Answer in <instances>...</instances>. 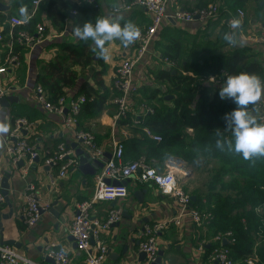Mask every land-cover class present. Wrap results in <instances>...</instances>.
Returning <instances> with one entry per match:
<instances>
[{
  "label": "crops",
  "instance_id": "0c3cea01",
  "mask_svg": "<svg viewBox=\"0 0 264 264\" xmlns=\"http://www.w3.org/2000/svg\"><path fill=\"white\" fill-rule=\"evenodd\" d=\"M2 2L8 7V10L1 12L2 16L6 17L3 20L1 30L9 24L8 19L10 16L22 18L20 8L25 7L28 15H31L29 20L33 19L36 20L37 24L43 23L45 25L46 37L43 41L36 42L31 47L25 46L26 49L22 60H19L18 55H15L18 61L13 63H9V55L4 54L5 49L11 47V41L9 39L7 42L0 41V68H6V72L1 74L0 77L4 80L6 86L9 87L8 92L3 96L7 99V102L5 104L0 103V120H3L9 127V131L4 133L2 140H0V167L3 171V176L6 173L10 174V204L7 201L0 204V244L15 248L19 254L33 262L51 264L52 259L47 255L46 247L48 243L55 241L58 247H65L70 250L72 255L71 264H85L86 253L77 249L75 239L70 234V227L75 216L76 204L91 197L96 175H86L78 167H75L70 169L65 177H61L60 167L47 166L45 164L46 156L56 151L59 144H65L72 148L71 145L77 141L73 130L64 127V117L46 110L39 103L36 95V87L38 86L37 75L43 67L48 63L59 62L62 55H68V52L64 49L67 42H79L74 40L71 35L72 19L76 14L74 13L76 10L71 11L70 18L62 20L58 13L53 15V17L47 16L44 11V5L50 0L43 2L39 7L33 6L31 0H2ZM63 2L73 6L79 4L81 0H63ZM91 2H96L94 7L97 12L95 15L98 14L97 16L106 15L111 11L109 4L112 0H91ZM213 2L217 1L179 0V5L183 9L192 10ZM253 5H255L253 2H249L245 6V11H249L245 22L246 34L251 32V30L264 31V22L260 25V21H257V17L264 15V9L253 13ZM173 9L174 6H171L169 11L172 12ZM53 11H57L56 5L53 6ZM122 13L125 16V20H130L139 29L145 28L150 22L149 15L141 8L128 12L122 11ZM207 25L208 23L205 25L200 21L190 24L171 21L161 27V32L166 34L167 32L176 33L182 31L185 34L180 37L179 35H171L172 39H178L177 37H179L185 41L183 37H188L192 40L197 35V32L204 30ZM213 28L215 29L213 30ZM219 30L220 25L211 26L209 29L211 32H219ZM162 34H159L146 56L135 69V78L137 81H141V88L145 85L153 88L158 84L155 72L159 69L176 68L184 75H189L188 73L194 75L186 67L187 64L184 59L179 58L177 61L169 59L170 62H165V58H170L163 56L167 40L170 39ZM3 36L4 39L7 36L12 39L11 32L6 34V36L3 34ZM245 44L248 43L245 42ZM108 47L110 58L107 61L93 52L91 54V62L88 65H76L74 69L78 71L77 85L65 89V95L76 97L73 94L79 90L83 82H88L96 90L100 89L102 92L106 90L109 93V100L103 110L95 116L84 120V128L95 135L98 145L104 151V155L98 159L103 162L109 159L108 156H111L113 151V118L117 111V108L111 104L114 94L113 76L116 67L121 61L123 45L117 40L113 41ZM89 49H91V45ZM258 49L264 51V48ZM185 72L187 73L185 74ZM150 73L154 74L155 79L152 81L148 79L142 82V79L147 76L146 74ZM205 77L207 76L202 78L204 79ZM167 86H169V83L163 85V88ZM143 100L147 101V104L154 109L152 113L154 114L156 104L150 103L145 97ZM260 103L264 104V99ZM20 117L26 118L32 123L30 129L23 131V137L29 142L37 144L40 150V157L32 165L27 160H21L15 165L7 153V145L11 141L10 132L14 120ZM141 125L138 126L140 127ZM132 135L130 127L121 121L118 124L115 137L123 140L125 144ZM79 147L84 149L82 144ZM92 159L94 160V158ZM169 159H178L176 166L181 169L176 170V173L178 177L180 173H183L182 175L185 177H182V185L183 187H188V192L192 194L193 189H190L187 183L195 177L197 172L178 157H170ZM169 159L165 161L163 170L166 169V162ZM199 175L202 178L203 175L201 173ZM200 177L198 176L196 181L200 180ZM30 184L36 187L40 203L49 206V209L43 212L41 220L34 227H28L22 218V207L25 203L23 195ZM126 186L129 191L126 198L118 199L116 202H100L92 210L93 217L104 220L111 208L119 206L123 209L121 221L102 234L103 242L109 250L105 264L141 263L139 260L141 252L139 243L142 240L141 236L144 226L158 219L169 218L175 214V199L171 195L163 194L152 182L140 183L136 177H133L129 179ZM138 191H140V194L136 196L135 193ZM12 210L13 213L9 215ZM4 216L8 217L4 218ZM203 235L204 233L192 224L182 227L172 226L163 232L160 236L163 264H195L198 256V244L203 240L207 241L201 238ZM204 257L205 254L200 264H210L209 258L205 260ZM20 264L27 263L21 262Z\"/></svg>",
  "mask_w": 264,
  "mask_h": 264
},
{
  "label": "trees",
  "instance_id": "16d2710c",
  "mask_svg": "<svg viewBox=\"0 0 264 264\" xmlns=\"http://www.w3.org/2000/svg\"><path fill=\"white\" fill-rule=\"evenodd\" d=\"M216 1L221 10L220 16L210 21L204 30L198 31L192 40L188 37H183L185 41L179 38L185 34L179 30L176 33L162 34L160 29L158 32L157 37L161 33L170 39L167 40L163 56L174 61L184 59L186 67L195 76L184 75L176 68L159 69L155 72L158 84L153 88L145 85L140 89L143 98L155 103L156 109L154 114L144 117L140 127H133L131 115L122 120L133 133L125 142L124 160L136 161L144 156L151 165L163 170L167 159L178 157L193 167L194 171H199L202 175L208 172L203 175L206 182L195 187L191 194L195 196L193 206L213 214L211 224L205 229H198L205 235L201 238L209 242L206 245L205 260L219 247L218 243L212 241L213 237L218 233L232 231L235 243L225 246L231 247L232 258L237 264H245L246 258L254 251L261 264H264V158L257 160L255 166H249V162L244 161L242 156L215 148L213 133L217 128L223 131L224 117L236 105L231 100L220 99L218 93L222 85H213L202 78L225 70L229 75L253 73L264 80V51L250 44L229 47L222 39L227 32L225 21L230 14H236L238 9H245L249 2H253L257 6L255 11L259 12L264 9V0ZM94 4L96 2L81 0L79 4L71 6L63 0H50L44 5V11L49 17L58 13L60 19L65 20L70 18L71 11L76 10L72 19L75 26L86 21L95 22L98 14L95 15L97 12ZM54 5L56 12L53 11ZM206 5L208 4L200 7ZM0 16L3 22L6 17L1 12ZM36 24V20L32 19L23 26H4L2 33L5 36L12 33V39L7 36L3 40L11 41V47L5 49L4 54L18 55L19 60H22L26 48L18 43V33L21 30L34 33ZM218 25L219 32L209 31L211 26ZM171 35L179 37L172 39ZM90 43L91 41L67 42L64 49L68 55H62L59 62L46 64L37 75V84L43 87L52 102L55 103L60 96L65 95L66 88L77 85L78 71L74 67L86 66L91 62L93 51L89 49ZM166 83L169 86L163 88ZM81 94L87 97V102L83 104L78 116V128L85 129L84 120L103 110L109 100V93L106 90H96L88 82H83L73 96ZM169 95L172 99L166 100ZM143 127L161 135L163 140L155 142L148 138ZM210 163H216V166L207 169ZM184 189L188 191V187L184 186Z\"/></svg>",
  "mask_w": 264,
  "mask_h": 264
},
{
  "label": "built area",
  "instance_id": "2783aa9c",
  "mask_svg": "<svg viewBox=\"0 0 264 264\" xmlns=\"http://www.w3.org/2000/svg\"><path fill=\"white\" fill-rule=\"evenodd\" d=\"M49 0H31V4L39 7L43 2ZM120 10L133 11L136 8L143 9L150 17L149 24L140 29V38L132 45L124 47L121 50V61L115 69L113 76L114 94L111 104L116 108V114L113 118L112 145L113 151L109 159L104 162V166L98 171L95 178L93 193L90 198L80 201L76 204V212L73 218L70 234L74 237L77 249L86 253L85 264H105L108 257V248L103 242L102 234L119 223L122 219V207L115 206L108 212L104 220L92 216L94 206L104 201H114L124 199L129 191L124 182L127 179L136 177L140 183L152 182L163 194L171 195L176 202L175 214L169 218H162L151 224H146L142 230V240L139 243L140 251L145 252L146 258L139 264H152L156 261L160 251V236L163 232L174 227H182L192 224L197 229H205L213 220V214L209 211H203L193 206L191 193L186 191L180 184V179L176 173L178 170L176 164L178 159H169L166 162V169L159 170L151 165L147 159L142 156L136 161H125V144L123 140L115 137L118 124L122 120L131 118L132 125L143 124V119L147 114H152L147 101L143 100L141 94V81L135 78V69L146 56L155 41L158 32L165 23L171 21L190 24L200 21L207 24L210 21L218 19L220 16V7L218 3H209L203 7H197L192 10H186L180 7L179 0H119ZM174 6L172 12L170 7ZM74 13H76L74 11ZM31 18V15H29ZM246 15L243 10L238 9L236 14H230L225 21L227 32L231 31L229 22L233 19L242 21L240 29L237 30L238 37L245 42L264 48V31H252L246 34L245 29ZM8 22L12 26H23V18L11 16ZM1 16H0V41H3ZM46 27L43 23L36 25L34 33L21 30L18 33V43L22 46L31 47L36 42L45 39ZM12 34V33H11ZM170 62L169 58L164 59ZM18 61L15 55H9L8 62ZM172 63V62H171ZM6 72V68H0V75ZM187 72H185L186 74ZM195 76L192 73H188ZM142 79L154 80V74H146ZM229 73L225 70L215 75L205 77V81L216 86H221L226 81ZM211 78V79H210ZM4 80L0 77V99L8 92ZM36 95L39 103L49 112L60 114L64 117V127L73 130L76 141L82 140L84 150L88 151L92 158L100 159L104 155L103 149L98 145L95 135L86 129L78 128V116L81 113L82 106L87 102V97L83 94L72 97V95H62L54 103L50 101V96L38 85ZM262 109L264 104L260 103ZM32 123L26 118L20 117L14 120L10 132V143L7 145V153L12 163L17 165L21 160H27L30 165L40 157V150L37 144L29 142L23 137V131L30 129ZM146 136L156 142H161L162 136L153 133L148 127L143 130ZM75 149L65 144H59L57 150L49 153L45 158L47 166L60 167V176L65 177L68 171L78 167L79 161ZM3 171L0 167V204L5 201L2 187ZM107 180L119 182V185L108 184ZM24 205L22 207V218L28 227L36 226L42 218V210L46 211L49 206L42 205L38 199L37 190L34 185H28L24 191ZM219 244L209 257L210 264H237L232 258V249L225 244H234L235 237L232 231L218 233L212 239ZM208 241H201L197 247V257L195 264H200L203 255L206 253L205 247ZM209 244V243H208ZM47 255L52 259L51 264H71L72 255L70 250L65 247H58L57 242L48 243ZM40 264L28 260L18 253V251L8 245L0 244V264ZM245 264H261L256 251L251 253L245 260Z\"/></svg>",
  "mask_w": 264,
  "mask_h": 264
},
{
  "label": "clouds",
  "instance_id": "9594fccd",
  "mask_svg": "<svg viewBox=\"0 0 264 264\" xmlns=\"http://www.w3.org/2000/svg\"><path fill=\"white\" fill-rule=\"evenodd\" d=\"M86 2L91 3V0ZM109 7L111 11L97 16L95 22L86 21L71 29L74 40L91 41V50L105 61L110 58L108 45L113 41L118 40L124 47H128L141 36L140 29L130 20H125L118 0H112ZM20 15L23 22L29 21L25 7L20 8ZM241 24L239 19L229 22L231 31L225 32L222 37L229 47L243 46L244 41L237 34ZM218 94L221 100H231L236 108L225 115L223 131L219 128L214 131L215 148L242 156L244 161L249 162V166H255L257 160L264 158V109L260 106V101L264 99V80L248 72L229 75ZM8 131V125L0 120V140Z\"/></svg>",
  "mask_w": 264,
  "mask_h": 264
},
{
  "label": "water",
  "instance_id": "95a60500",
  "mask_svg": "<svg viewBox=\"0 0 264 264\" xmlns=\"http://www.w3.org/2000/svg\"><path fill=\"white\" fill-rule=\"evenodd\" d=\"M7 10H8V7L2 2V0H0V12H5ZM171 98H172L171 95L166 97V99H171ZM5 102H7V99L2 97L0 99V103L5 104ZM80 144H82V140H79L76 143H73L71 145V147L73 149H75L76 156L78 157V161H79L78 169L86 175H97L99 169H101L104 166V162L101 160H98V159L93 160L88 151H85L84 149L79 147ZM110 157L111 156H108V158H110ZM9 178H10V174L6 173V174H4L3 179H2L3 194L5 197V201H7L8 203L10 202V199H9V189H10ZM128 182H129V179H127L124 182V184L127 185ZM107 183L108 184L112 183L113 185H119L120 184L119 182H116V181L111 182L110 180H107ZM139 194H140V191L135 193L136 196ZM192 198L194 200L195 196H192ZM117 200L118 199L114 200L113 202H116ZM43 212H44V210H42V213ZM11 213H13V210L10 212L9 215H11ZM7 217L8 216H4V218H7ZM7 243L12 244L13 242H7ZM145 258H146L145 252L141 251L139 254V260L142 262L145 260ZM152 264H163V252H162V250L159 251V255H158L156 261L153 262Z\"/></svg>",
  "mask_w": 264,
  "mask_h": 264
},
{
  "label": "rangeland",
  "instance_id": "374dc122",
  "mask_svg": "<svg viewBox=\"0 0 264 264\" xmlns=\"http://www.w3.org/2000/svg\"><path fill=\"white\" fill-rule=\"evenodd\" d=\"M217 3V2H216ZM241 10H243V12L245 13V15H247V13H249V11H245V9H241ZM255 10H257V6L256 5H253V13L255 12ZM262 17V18H261ZM261 17H257V21H260V25L262 24V22H264V15L263 16H261ZM261 27V26H260ZM150 71H152V70H150ZM216 166V163H210L208 166H207V169L208 168H212V167H215ZM197 173L195 174V177L193 178V179H191V180H189L188 181V186L190 187V189H194L195 187H197V186H201V185H203V183L204 182H206L205 180H204V176L205 175H207L208 174V172H206L205 174H203L204 176H202V178L200 177V172L199 171H196ZM183 173H180V184L182 185L183 183H182V177L184 178L185 176L184 175H182ZM198 176L201 178L200 180H197L196 181V179L198 178ZM207 178V177H206ZM208 180H209V178H208Z\"/></svg>",
  "mask_w": 264,
  "mask_h": 264
},
{
  "label": "bare ground",
  "instance_id": "6f19581e",
  "mask_svg": "<svg viewBox=\"0 0 264 264\" xmlns=\"http://www.w3.org/2000/svg\"><path fill=\"white\" fill-rule=\"evenodd\" d=\"M180 167H178V169H179ZM181 169V168H180Z\"/></svg>",
  "mask_w": 264,
  "mask_h": 264
}]
</instances>
